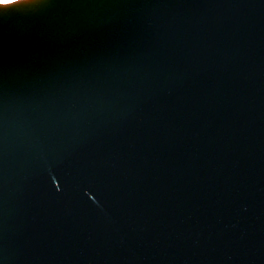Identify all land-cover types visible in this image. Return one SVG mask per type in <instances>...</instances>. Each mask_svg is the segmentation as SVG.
I'll return each instance as SVG.
<instances>
[{"label":"water","instance_id":"1","mask_svg":"<svg viewBox=\"0 0 264 264\" xmlns=\"http://www.w3.org/2000/svg\"><path fill=\"white\" fill-rule=\"evenodd\" d=\"M0 264H264V0L0 4Z\"/></svg>","mask_w":264,"mask_h":264},{"label":"snow or ice","instance_id":"2","mask_svg":"<svg viewBox=\"0 0 264 264\" xmlns=\"http://www.w3.org/2000/svg\"><path fill=\"white\" fill-rule=\"evenodd\" d=\"M15 0H0V4H9V3H14Z\"/></svg>","mask_w":264,"mask_h":264}]
</instances>
